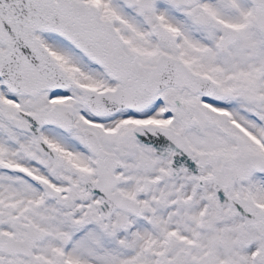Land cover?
<instances>
[{
  "label": "snow or ice",
  "instance_id": "obj_1",
  "mask_svg": "<svg viewBox=\"0 0 264 264\" xmlns=\"http://www.w3.org/2000/svg\"><path fill=\"white\" fill-rule=\"evenodd\" d=\"M0 264H264V0H0Z\"/></svg>",
  "mask_w": 264,
  "mask_h": 264
}]
</instances>
